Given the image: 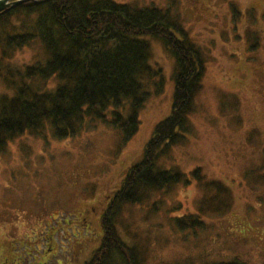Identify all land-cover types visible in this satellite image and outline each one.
<instances>
[{"label": "rangeland", "instance_id": "obj_1", "mask_svg": "<svg viewBox=\"0 0 264 264\" xmlns=\"http://www.w3.org/2000/svg\"><path fill=\"white\" fill-rule=\"evenodd\" d=\"M112 1L177 14L204 61L201 90L188 118L191 130L155 164L157 171L184 175L189 184L149 190L143 204L124 205L121 239L134 245L144 264L235 257L264 264V0ZM140 40L149 46L139 79L148 97L129 142L108 124L87 119L74 138L56 141L48 131L46 139L27 134L0 151V264L12 257H21L19 264H84L100 245L107 197L120 189L128 169L142 160L155 126L171 113L176 60L161 41ZM45 60L36 43L10 58L13 74ZM35 83L45 84L43 90L55 86ZM5 91L0 77V95ZM123 109L128 116L127 106ZM195 168L199 176L192 175ZM215 182L226 192L218 193L210 185ZM215 194L221 207L210 210L206 198ZM222 206L230 208L225 215L220 214L227 209L209 213ZM200 208L208 213L200 217L208 229H175L173 220L199 214ZM82 218L88 226L81 233Z\"/></svg>", "mask_w": 264, "mask_h": 264}, {"label": "trees", "instance_id": "obj_2", "mask_svg": "<svg viewBox=\"0 0 264 264\" xmlns=\"http://www.w3.org/2000/svg\"><path fill=\"white\" fill-rule=\"evenodd\" d=\"M179 21L169 10L137 8L112 0H35L0 14V77L6 89L0 95V151L27 134L46 139L48 131L56 141L74 138L84 130L87 119L108 124L121 133L123 143L129 142L138 131V112L148 97L139 79L147 69L149 46L140 38L161 41L176 60L171 113L155 126L142 160L128 169L120 189L107 197L99 223L100 245L84 264H144L134 245L119 234L122 207L143 204L149 190L189 184L184 175L155 170L159 156L182 142V134L191 130L188 118L202 86L204 61ZM22 24L28 28L23 29ZM33 43L42 45L46 60L13 74L10 58ZM36 81H52L55 86L43 90L45 84L37 87ZM124 105L126 117L122 114ZM200 172L195 168L192 175ZM210 185L217 186L220 194L226 192L219 182ZM219 198L217 194L207 197L208 209L220 208ZM223 206L209 213L226 210ZM201 216L208 217V213L200 208L199 214L173 220L174 227L179 232L206 230L209 224L200 220ZM87 226L82 218L77 228L82 233ZM125 237L134 235L126 233ZM202 264L246 263L235 257Z\"/></svg>", "mask_w": 264, "mask_h": 264}, {"label": "water", "instance_id": "obj_3", "mask_svg": "<svg viewBox=\"0 0 264 264\" xmlns=\"http://www.w3.org/2000/svg\"><path fill=\"white\" fill-rule=\"evenodd\" d=\"M29 1L31 0H18L14 2H11V0H0V13L5 11L9 7H15Z\"/></svg>", "mask_w": 264, "mask_h": 264}, {"label": "flooded vegetation", "instance_id": "obj_4", "mask_svg": "<svg viewBox=\"0 0 264 264\" xmlns=\"http://www.w3.org/2000/svg\"><path fill=\"white\" fill-rule=\"evenodd\" d=\"M4 264H17V261L16 260H13V261H7L6 263H4Z\"/></svg>", "mask_w": 264, "mask_h": 264}]
</instances>
